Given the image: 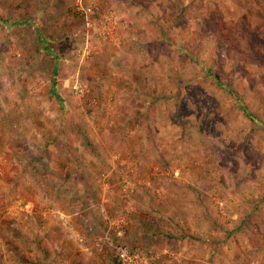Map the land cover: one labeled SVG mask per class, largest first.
Segmentation results:
<instances>
[{
  "label": "rangeland",
  "instance_id": "1",
  "mask_svg": "<svg viewBox=\"0 0 264 264\" xmlns=\"http://www.w3.org/2000/svg\"><path fill=\"white\" fill-rule=\"evenodd\" d=\"M252 1L0 0V264H264Z\"/></svg>",
  "mask_w": 264,
  "mask_h": 264
},
{
  "label": "built area",
  "instance_id": "2",
  "mask_svg": "<svg viewBox=\"0 0 264 264\" xmlns=\"http://www.w3.org/2000/svg\"><path fill=\"white\" fill-rule=\"evenodd\" d=\"M76 7H77V10L79 11H82L86 14H90V12H92V7L91 6H87V5H83V0H77L76 2ZM112 225L115 226L116 225V228H119L120 229V226L117 224L116 221L112 222ZM120 233H122V230H120ZM127 251L126 249L125 250H121V253H120V259L121 261L125 264L127 261H128V256H127Z\"/></svg>",
  "mask_w": 264,
  "mask_h": 264
},
{
  "label": "trees",
  "instance_id": "3",
  "mask_svg": "<svg viewBox=\"0 0 264 264\" xmlns=\"http://www.w3.org/2000/svg\"><path fill=\"white\" fill-rule=\"evenodd\" d=\"M252 2H253V4H255L254 6L257 7V10H259L258 12L261 13V11H262L263 9H260V6L262 5V2L264 3V0H263V1H262V0H254V1H252ZM244 10H245V9H244ZM246 13H247V12H246ZM248 15H249V14H248ZM251 20H252V17L250 18V20L248 19L247 21L250 23ZM261 33L263 34V36L260 37V38H262V40H261L259 43H260V47L262 48V51H263V52H261V53H264V30H261ZM263 77H264V76H263ZM215 78H216L217 81L219 82L220 76H219V75H216ZM246 115H247L248 117H250V114L247 113V112H246ZM116 263H117V264H121V263H120V259H117V260H116Z\"/></svg>",
  "mask_w": 264,
  "mask_h": 264
}]
</instances>
